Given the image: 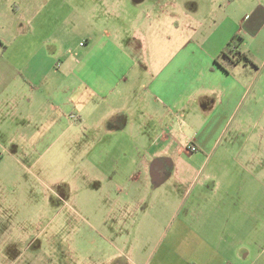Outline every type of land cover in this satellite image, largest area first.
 Here are the masks:
<instances>
[{
    "label": "crops",
    "instance_id": "crops-1",
    "mask_svg": "<svg viewBox=\"0 0 264 264\" xmlns=\"http://www.w3.org/2000/svg\"><path fill=\"white\" fill-rule=\"evenodd\" d=\"M7 160L90 195L128 264H264V0H0Z\"/></svg>",
    "mask_w": 264,
    "mask_h": 264
},
{
    "label": "rangeland",
    "instance_id": "rangeland-1",
    "mask_svg": "<svg viewBox=\"0 0 264 264\" xmlns=\"http://www.w3.org/2000/svg\"><path fill=\"white\" fill-rule=\"evenodd\" d=\"M238 10L227 11L235 16ZM26 169L0 163V256H31L32 264H128L129 256H141L143 246L109 228L105 212L92 213L90 195L71 209L67 198L33 189L37 182Z\"/></svg>",
    "mask_w": 264,
    "mask_h": 264
},
{
    "label": "trees",
    "instance_id": "trees-1",
    "mask_svg": "<svg viewBox=\"0 0 264 264\" xmlns=\"http://www.w3.org/2000/svg\"><path fill=\"white\" fill-rule=\"evenodd\" d=\"M240 42V37H234L231 41L222 49L219 54V58L228 61L229 63H237L239 61L249 62V58L241 53L240 51H233L234 49H238Z\"/></svg>",
    "mask_w": 264,
    "mask_h": 264
},
{
    "label": "built area",
    "instance_id": "built-area-1",
    "mask_svg": "<svg viewBox=\"0 0 264 264\" xmlns=\"http://www.w3.org/2000/svg\"><path fill=\"white\" fill-rule=\"evenodd\" d=\"M74 117V116H72ZM186 150H189V151H195L196 150V147L194 145L188 147Z\"/></svg>",
    "mask_w": 264,
    "mask_h": 264
}]
</instances>
